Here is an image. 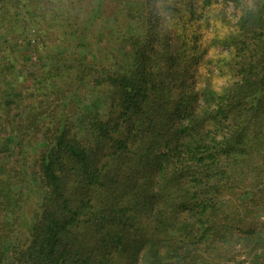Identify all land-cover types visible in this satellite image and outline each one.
Listing matches in <instances>:
<instances>
[{
	"label": "trees",
	"instance_id": "16d2710c",
	"mask_svg": "<svg viewBox=\"0 0 264 264\" xmlns=\"http://www.w3.org/2000/svg\"><path fill=\"white\" fill-rule=\"evenodd\" d=\"M2 143L0 264H264V0H0Z\"/></svg>",
	"mask_w": 264,
	"mask_h": 264
},
{
	"label": "rangeland",
	"instance_id": "374dc122",
	"mask_svg": "<svg viewBox=\"0 0 264 264\" xmlns=\"http://www.w3.org/2000/svg\"><path fill=\"white\" fill-rule=\"evenodd\" d=\"M227 9H228L230 15H234V7L232 5H229L227 7ZM127 16L128 17H131V14L128 13ZM115 20H116L115 19V16L114 15H111L108 18L107 21H108V23H110V22L115 21ZM31 32L29 33V38H31L30 39V44L34 43L37 40V37L34 36V32H32V33ZM95 34H97V33L95 32ZM95 34H94V36H95ZM17 37H18V35L6 36V38H10V39L11 38L16 39ZM20 42H22V40ZM70 42H71V44L73 43L71 41V38H70ZM12 49H14V48H12ZM71 49H72V46H69L68 48L62 47V48L58 49V53L55 54V58H58V57H61L63 59H66L67 58L66 59V62L67 63L68 62H71L70 60L68 61L69 58L66 57V51H69ZM20 59H23V58L20 57ZM20 63H22V62L20 61ZM20 63L18 62V66H17L18 67L17 69H19L18 71H20V73L23 72L25 74V76H27V78H29V79L26 80V82L24 84L25 85H33L34 84V81H35L34 80V76L37 75V74H39V72H40V70L38 68V64L40 63V61L37 58L33 59L30 63H28L29 65H28L27 69H23V70L20 69V65H19ZM88 98L94 99L93 97L91 98L89 96L86 97V98L81 97V99H80V101L78 103V107L80 108V111H84L86 109L87 104L89 103V99ZM67 102H70V100L67 101ZM73 107H74L73 105H70L69 108H67V110L69 109V110L72 111L73 110ZM9 150H10V145H7L6 143L0 144V152H1V155L2 156H4V157L7 156ZM35 174L32 173L31 175L34 176ZM37 201H39L38 193H35L34 192V196L29 199V201L27 202V204L25 206L27 212L30 213L29 216L32 215L31 214L32 213V210L35 207Z\"/></svg>",
	"mask_w": 264,
	"mask_h": 264
}]
</instances>
